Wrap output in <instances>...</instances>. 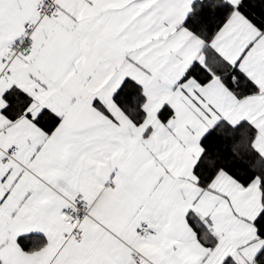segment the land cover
I'll return each mask as SVG.
<instances>
[{
    "label": "snow or ice",
    "instance_id": "obj_1",
    "mask_svg": "<svg viewBox=\"0 0 264 264\" xmlns=\"http://www.w3.org/2000/svg\"><path fill=\"white\" fill-rule=\"evenodd\" d=\"M0 264H264V0H0Z\"/></svg>",
    "mask_w": 264,
    "mask_h": 264
}]
</instances>
